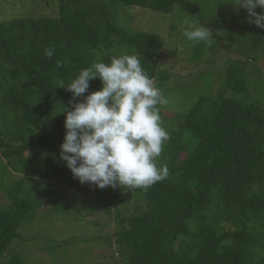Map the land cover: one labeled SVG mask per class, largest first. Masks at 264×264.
<instances>
[{
	"label": "trees",
	"instance_id": "obj_1",
	"mask_svg": "<svg viewBox=\"0 0 264 264\" xmlns=\"http://www.w3.org/2000/svg\"><path fill=\"white\" fill-rule=\"evenodd\" d=\"M41 1H55L57 16L0 22V158L19 174L2 188L8 202L0 198L2 264H26L9 248L23 238L19 229L36 218L42 198L52 203L49 193L62 194L48 181L65 189L83 185L59 158L65 134L60 112L83 96L73 99L60 82L67 86L97 62L137 55L167 98L169 73L159 64L163 40L154 31L131 28V10L184 14L187 5L199 6L198 0ZM211 1L215 14L194 11L182 18L205 21L214 28V41L211 47L187 41V60L202 67L196 78L203 84L193 97L185 92L183 111L174 107L168 117L167 107H161L162 126L172 127L157 166L167 164L168 178L147 191L94 186L91 194L105 207H118L117 230L93 239L112 248L113 256L118 251V264H264V76L257 69L264 61V29L233 6L234 0ZM220 41L244 57L228 58L223 73L202 66L214 61ZM47 49L53 50L51 58ZM249 66L260 76V89L247 74ZM250 85L259 90L251 91ZM101 87L98 78L89 81L84 96ZM74 204L78 212L85 210Z\"/></svg>",
	"mask_w": 264,
	"mask_h": 264
},
{
	"label": "clouds",
	"instance_id": "obj_2",
	"mask_svg": "<svg viewBox=\"0 0 264 264\" xmlns=\"http://www.w3.org/2000/svg\"><path fill=\"white\" fill-rule=\"evenodd\" d=\"M250 22L264 29V0H234ZM183 34L194 46H212V30L199 21H185ZM48 58L53 50H45ZM102 87L84 96L89 81ZM73 99L83 96L71 110L63 107L65 134L59 158L79 183L97 188L123 187L147 191L169 176L167 164L157 166L170 134L162 126L161 107L168 105L162 90L149 78L137 55L123 54L109 64L97 62L82 69L64 85Z\"/></svg>",
	"mask_w": 264,
	"mask_h": 264
},
{
	"label": "rangeland",
	"instance_id": "obj_3",
	"mask_svg": "<svg viewBox=\"0 0 264 264\" xmlns=\"http://www.w3.org/2000/svg\"><path fill=\"white\" fill-rule=\"evenodd\" d=\"M191 1L196 4L195 0ZM197 3L199 6L187 5L184 14L179 11L162 13L139 7L131 10V28L137 31H154L163 40L159 64L169 73L166 83L167 88L172 90L168 94V105L165 108L167 109L165 115L168 117L173 116L174 107L182 111L187 107L185 92L195 95L199 86L203 84L196 78L197 71H200L202 67L195 66L194 62L187 60L188 50L185 49L187 39L183 38L185 21H182V18L191 17L194 11L208 16L210 13L215 14L217 8L216 3L211 0H198ZM55 5V1L49 5L48 2L41 0H0V22L23 16H57ZM199 22L204 26L205 21ZM205 27L209 28L207 25ZM226 43L220 41L214 61L202 66L219 68L223 73L228 65V58L232 60L237 57L244 58L234 52L233 47L225 48ZM174 50L175 54L172 55ZM257 69L260 70L259 74L264 76V61H259ZM255 71L256 69H251L249 66L247 74L257 85L254 86L260 89L262 81ZM153 81L156 84L157 81ZM254 86L250 85L251 91L259 90ZM175 89L176 91H173ZM180 89L182 92L179 91ZM162 93L164 95L163 90ZM163 127L167 131L172 126L167 124ZM12 175L19 176L6 167L5 159L0 158V198L4 204L8 202V198L2 188ZM47 184L48 187H59L62 194L49 193L53 198L52 203H47L46 197L42 198L36 211V218L27 227L19 229L23 238L14 239L9 249L20 253L26 264H118L116 258L118 251L115 250V256H113L112 248L101 244L102 240H93L117 230L119 223L114 214L118 207L112 204L105 207L97 199L94 200L91 196L95 192L94 185L88 183L77 190L65 189L55 181H48ZM74 203H78L81 209L84 207L85 210L78 212ZM117 205L122 208L121 203ZM113 247L115 248L116 245ZM5 258V256L2 257L0 264L5 261Z\"/></svg>",
	"mask_w": 264,
	"mask_h": 264
}]
</instances>
